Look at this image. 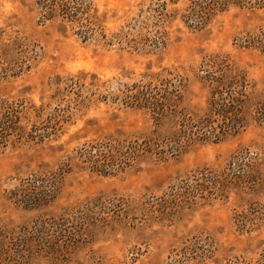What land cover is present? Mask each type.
I'll return each instance as SVG.
<instances>
[{"label":"rangeland","instance_id":"rangeland-1","mask_svg":"<svg viewBox=\"0 0 264 264\" xmlns=\"http://www.w3.org/2000/svg\"><path fill=\"white\" fill-rule=\"evenodd\" d=\"M80 1L84 28L39 0H0V123L15 117L0 147V264H264V183L246 195L212 178L264 153V123L179 156L88 159L152 136L129 102L140 86L204 108V72L227 66L249 107L264 101V8L230 6L198 28L189 0Z\"/></svg>","mask_w":264,"mask_h":264},{"label":"trees","instance_id":"trees-1","mask_svg":"<svg viewBox=\"0 0 264 264\" xmlns=\"http://www.w3.org/2000/svg\"><path fill=\"white\" fill-rule=\"evenodd\" d=\"M39 2L48 16L57 14L74 22L80 28H84L83 24L88 22L89 8L83 1L39 0ZM230 6L240 9H261L264 8V0H189L184 17L194 26L202 28L212 16ZM89 24H93L92 21H89ZM83 34L87 35L88 31H84ZM257 45L264 52V41L258 42ZM214 72L205 71L201 79L209 87V97L204 108L190 109L183 105L178 90L168 91L165 88L152 89L140 86L130 97L129 102L136 108L145 110L154 127L152 136L141 140L140 144L136 141L116 140L93 146L96 152L89 153L88 159L105 158L108 163L118 164L117 166L119 163L130 166L141 154L159 159L169 154L179 156L191 142L209 140L216 143L235 135L249 119L264 123V101H259L252 107L248 106L252 93L242 73L234 72L227 66L222 70L218 69L217 74ZM14 120L15 117L9 123L8 121L0 123V147L5 145L13 132ZM162 132L165 135L160 138ZM212 178L214 182L223 180L232 187L235 184L237 192L251 194L264 183V153L259 155L245 150L233 158L227 170ZM241 213L242 216L236 214L239 222L240 218L246 215ZM248 214L252 215V212Z\"/></svg>","mask_w":264,"mask_h":264}]
</instances>
